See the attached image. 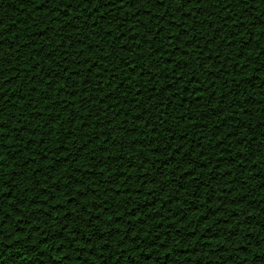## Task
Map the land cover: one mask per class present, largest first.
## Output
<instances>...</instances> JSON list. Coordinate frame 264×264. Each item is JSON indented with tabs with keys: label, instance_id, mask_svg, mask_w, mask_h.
I'll return each mask as SVG.
<instances>
[{
	"label": "trees",
	"instance_id": "16d2710c",
	"mask_svg": "<svg viewBox=\"0 0 264 264\" xmlns=\"http://www.w3.org/2000/svg\"><path fill=\"white\" fill-rule=\"evenodd\" d=\"M213 3L214 0H209V5ZM134 11L125 8L119 13L120 21L124 22L121 31L135 28L137 36L142 39L154 23L163 27L166 33L169 21L174 32L180 30L177 27L182 21L179 14L174 19L169 16L168 20L155 21L146 16L147 13H137L140 15L137 17L139 23L129 24L126 21L131 20L130 14ZM151 11L155 16L164 9ZM196 11L199 15L205 10ZM211 11L213 8L209 6L208 12ZM236 11L240 12V9ZM101 12L108 14L106 9H101ZM246 14L251 16H245L244 24L239 25L243 31L230 46L222 44L223 36L233 27L231 23L225 33L215 32L209 28L210 24L209 27H197L195 35L202 37L199 40L200 48L207 47L203 57L211 59L202 69L193 64L186 71L196 76L201 87L208 88L203 96L195 98L206 108H199L195 104L191 93L196 86L191 83L183 91V85L176 87L177 96L187 103L181 107V99H172L168 107L169 93L164 91V87L168 85L166 77L171 74L169 69L173 66L161 64L163 72L151 68L156 57L147 45L143 46L142 52L139 48L128 51L127 45L132 43L131 33L121 41L125 51L119 55H127L129 59L142 56L143 59H137V66L144 70L151 68L156 79L152 80L139 72L132 75V69L122 68L118 73L122 87L117 88L114 81L112 86L116 88L115 93L106 86L103 92L88 90V95H94L95 100L103 97L107 104L113 105V112L114 101L109 100L105 93L119 95L125 110L119 119L116 115H109L107 109L100 113L99 120L94 115L91 120L88 119V115L102 105H96L95 100L86 107L80 103L81 97L85 96L81 91V81L87 73L83 71V64L77 65L74 60L67 65L69 72L64 74L65 79L61 81L65 84L63 98L69 104H74L73 107L65 111L59 106V94L56 93L51 95L57 104L46 100L49 93L45 92V87H51L47 81L45 84L37 83L36 93L28 95L26 100L17 99L15 108L8 105L0 120L7 121L10 114H15L27 130L21 129L19 134L13 131L11 138L4 141V162L8 165L4 169L5 174L12 170L23 173L15 177V185H10L14 187L13 200L5 201L6 204L15 203L19 211V216L16 212L11 213V218L4 225L5 234L11 232L23 217L22 228L16 229L20 235L31 234L35 237L32 241L34 245L42 236L48 241L47 244L41 241L37 248V252L45 250L42 254L43 264H256L259 256L264 254V54H261L264 53V43H261L264 23L258 19L257 12ZM259 14L264 18V5H260ZM68 15L74 16L75 11ZM204 18V15L199 16V20ZM0 19H3L5 29L0 60L7 57L13 65H23L25 74L19 81L13 78L8 82L12 83L8 86L11 97L13 88L29 83L26 78L30 71L28 62L33 57L41 62L46 74L52 73L56 68L54 61L59 62V56L42 59L43 53H39L38 49L43 45L47 51L60 44L63 37L49 31L50 28L58 29L59 24H52L43 13L27 9L21 0H4L0 6ZM252 20H255L254 24L250 22ZM194 21L196 17L187 20L185 27L195 26ZM209 21L212 22L211 16ZM82 22L83 16L76 26L79 27ZM257 24L259 26L255 27ZM106 27L107 22L100 18L95 30L98 34L93 35V30L83 24L79 33H69V43L75 41L78 35L86 37L79 47L86 56L95 58V49L93 52L87 49L100 39V30ZM112 28L114 35H118L115 24ZM41 29L45 30L44 36H41ZM165 33H161V36ZM217 34L221 40L215 44H205L206 39L215 38ZM26 41L32 43L31 48L23 47L17 53L11 47L15 43L19 48ZM103 43L110 45L111 38H105ZM107 51H112L111 47ZM169 51L172 50L165 49L166 53ZM183 51L181 46L180 51L170 58L177 61L190 59L193 49H187L188 56H183ZM217 52L220 53L219 57ZM17 55L19 60L16 59ZM113 63L123 62L114 60ZM49 65L52 67L49 68ZM212 65H223V71H218ZM0 66L8 75H12L9 71L11 65L3 63ZM77 67L81 68L80 74H74ZM126 73L131 77V83L127 82ZM69 76L71 79H68ZM39 79L37 76L36 80ZM209 80L214 81V89L209 86ZM136 86L144 93L143 96L136 93ZM153 86L157 91L152 93L154 99L148 100L149 90ZM56 87H59V83ZM73 88L77 90L75 101L69 95ZM125 91L131 93L127 98ZM209 92L214 94L210 96ZM27 100L31 101L32 106L20 114L19 109L27 107ZM132 100L137 101L135 106L130 102ZM157 101L163 103L158 112L155 109ZM221 102L228 110L218 116L216 113L222 109L217 105ZM149 105L152 110L135 121L132 118L135 113L129 114L127 111L135 107L136 112L143 113L149 109ZM46 107L55 108V111L50 114ZM57 114L60 119H55ZM154 115L162 116L163 122L152 119ZM75 116L82 117V120L77 119L75 125L67 122ZM54 119L53 124L51 121ZM109 119L111 124L108 123ZM9 123L14 129L19 128L15 120ZM85 124L89 126L84 127ZM148 124H151V128ZM114 126L118 130L114 131ZM81 127L84 131H77ZM47 132L51 135H46ZM69 132L74 135L66 141ZM249 133H254L255 143H237L241 136ZM18 140L22 143H18ZM85 141H88L87 146ZM218 142L222 146H218ZM24 143L30 144V148L17 154V149L23 148ZM57 144L60 146L57 147ZM169 144L173 149L179 144L184 151L177 155L179 149L171 151L167 147ZM101 146L106 147L107 151L101 150ZM45 147L47 158L43 155ZM65 147L70 154L67 157ZM201 151L204 152L203 156L199 155ZM253 152L254 159L251 155ZM12 156H15V160L11 159ZM103 157L108 159L102 160ZM60 158H66L67 163ZM185 159H191L193 165L185 164ZM98 162L103 163V169L97 166ZM189 167L193 175H189ZM53 168L57 170L53 171ZM86 173L91 175V179ZM0 191L6 194V189L0 188ZM7 195L11 196V193ZM17 196L23 202H16ZM37 208L39 211H35ZM10 211L9 207H4L5 214ZM64 213H68L67 217ZM97 214L99 219H96ZM33 216L36 218L32 219ZM29 220L31 223H28ZM233 229L239 235L233 233ZM53 243L60 244L63 251L62 248L52 249ZM17 252L22 254L19 259L15 258ZM76 252L79 253L78 257ZM16 255L18 257L19 254ZM36 256L37 253L28 252L25 246L4 252L7 264H37Z\"/></svg>",
	"mask_w": 264,
	"mask_h": 264
},
{
	"label": "snow or ice",
	"instance_id": "6c2138e0",
	"mask_svg": "<svg viewBox=\"0 0 264 264\" xmlns=\"http://www.w3.org/2000/svg\"><path fill=\"white\" fill-rule=\"evenodd\" d=\"M4 0H0V6L3 5ZM21 3L23 5L27 6V9H31L34 12L43 13L44 16L52 23V24H59L60 27L58 29H49V31L57 32L59 36L63 37L61 39L60 44L56 45L53 48L45 50L44 46H39L38 52L43 53L42 59H52L54 56H59V62H55L56 68L52 71L50 75L46 74V70L42 67L40 61H35V58L33 57L31 60H29V69L30 71L27 74V80L29 83L27 84H21L20 86L13 88L12 92L14 93L11 97L9 96V89L8 86L12 83H8L13 78L15 80L19 81L22 76H24L23 72V65H20V67H17L16 65L12 64V61L9 60L7 57H4L2 60H0V64L7 63L11 65L9 71L12 73V75H8L4 68L0 66V115L3 114V112L7 111L8 105H11L13 108H15V101L17 99L19 100H26L28 95L35 94L37 91V83L39 84H45V81H47L48 85H51L50 89L48 87H45V92L49 93L46 95V100H51L52 103L55 105L57 104V100L53 99L51 93H56L58 95L59 99V106L63 107L65 111L68 110V108L73 107L74 104H69L68 100L63 98V91L65 88V84L61 83L65 79V75L69 72V69L67 65L70 61H73L77 64H83V71L87 73L81 81L82 89L85 93L84 97H81L80 103L85 105V107L88 104H92L95 100V96L88 95L89 88L92 89L93 93L96 91L103 92L104 86L111 89L112 93L116 92V88H113V82H117V88L122 87V82H120V77L118 73L121 71V69H132V75H135L136 73H141L142 75L149 76L150 79L155 80L156 75L151 72V68H155L160 72H163L164 69L161 68V64H171L173 67L169 69V72L171 73L166 77L168 81V85H172L169 87L168 85H165L164 91L169 93V104L168 107L171 106L170 101L172 99H181V104L179 106H183L184 103H187L186 100H184L182 97L177 96L176 87L183 85L181 88V91L184 90L188 86L189 83L194 84L196 86V90L191 93V95L194 98L195 104L199 108H206V105H200L199 101L195 98L198 96H203V93L205 91H208L207 87H201L199 80L196 78V76L189 75L186 71L191 65L195 64L197 68H203V65L208 63V60L211 59V57L204 58L203 53L207 51V47L200 48L199 40L202 37H197L195 35L197 27H209V24L211 25V29H213L217 33H225V30L228 28L229 23L233 25L231 29H228L227 34L223 36V44L222 46H230L231 42L235 40L236 36L240 35V33L243 31V29L239 28V25L244 24L245 16H251L246 14V12H250L251 14L253 12H257L258 19L261 21V23H264V18L260 17L259 14V7L260 5H264V0H214V3L212 5H209V0H21ZM75 5V9L73 6ZM150 6V7H145ZM211 6L213 8V11L208 12V7ZM125 8H131L135 9L134 12H132L131 20L126 21L129 24H132L133 22L139 23L137 17L140 15H136L137 13H147L146 16H148L150 19L159 21L161 19L168 20L169 16H171L173 19L175 18V15L179 14L182 17V21L177 27L180 29L179 31H173V28L171 26V21H169V27L167 29V32L165 33V29L163 27H160L158 23H154L152 25V28L148 30L146 34L143 35V38L137 36V32L135 28H129L128 31H121L124 27V22L120 21L119 13L122 12ZM101 9L108 10V14L105 15L104 12H101ZM151 9H164V11L159 12L158 15H153ZM197 9H204L205 11L201 12L199 15L197 14ZM236 9H240V12H237ZM255 9V10H253ZM63 10V11H62ZM72 11H75L74 16H69L68 14ZM64 13H67L65 15ZM84 13H88L87 15H84ZM99 13V16H96V14ZM207 13V14H206ZM145 15V14H142ZM188 16L187 19H185V16ZM204 15V20H199V16ZM83 16V22L77 27V21L79 18ZM209 16L212 17V22L209 21ZM60 17H63V19H60ZM95 17V19H94ZM193 17H196V21H199L198 24H196V21H194L193 27H185V23L187 20L192 19ZM231 17V19H229ZM100 18H103L107 22L106 29L100 30V39L95 42V44L88 47V51L93 52V49L95 51L93 52V56L95 58H89L85 55V51L79 47L81 43H83V40L86 39V37L82 38L81 35L77 36V39L75 41H71V35L69 34L71 31H76L79 33L80 27L83 26V24H87V27L93 30V35H97L98 33L95 31L98 26V21ZM15 21H13L14 23ZM207 22V23H206ZM252 24L255 23V20L250 21ZM3 19H0V48L4 47V32L5 29L3 28ZM217 23L219 24V27L217 28ZM115 24V32L118 33V35H114V31L112 28V25ZM259 26L258 24L255 26ZM11 27V26H9ZM236 29H240V31H237ZM131 33L132 37V43L127 45L128 51H132L134 48H139L141 52L143 51V46L147 45L148 48L152 50V54L156 57V62L151 65V68H148V70H144L143 68H139L137 66V59H143L142 56L137 57V59H129L127 55L120 56L119 53L125 51V45L121 44V41L125 40V38ZM161 33H165L163 36H161ZM41 36L45 35V30L41 29ZM188 37L187 40L184 39V37ZM105 38H111V44L103 43ZM16 39H19V36H16ZM221 40V36L217 34L215 38H208L205 40V44H215L216 41ZM261 43H264V28L261 29ZM184 48L183 56H188L187 49L191 48L193 49V54L190 59L188 60H180L177 61L175 59H171L170 57H173L176 51H180V47ZM12 49L19 52L20 49L23 47H32V43H29L26 41L23 45H20L19 48L15 43L12 44ZM111 47L112 51H107V49ZM165 49H169L172 51L165 52ZM264 54V53H261ZM220 53L217 52V57H219ZM239 56L240 54L237 53ZM243 58V57H241ZM17 60H19V56L16 57ZM227 57L225 58L227 62ZM120 61L123 63H113V61ZM202 60V62H201ZM111 64V67L109 66ZM95 65V67H94ZM103 65V67H101ZM237 67L244 68L245 65H236ZM52 66L49 65V68ZM212 67L217 68L218 71H223L224 66L223 65H212ZM81 68L77 67L74 70V74H80ZM40 77L39 81L36 80V77ZM91 77V78H90ZM127 82L131 83V77L127 76L126 73ZM68 79H71V76L68 77ZM59 83V87H56V84ZM209 86L211 88H215L214 81L209 80L208 82ZM136 93L143 96L144 93L141 92L139 86H136L135 88ZM157 89L153 86L149 90V94L147 96L148 100L154 99L152 93L156 92ZM72 93H75V95H72ZM213 92H209V95H213ZM231 95V92L228 93ZM69 95L73 98V101H75V98L77 96V90L76 88H73ZM131 93L128 91L124 92L125 98H127ZM105 96L108 97L109 100L114 101L115 104V111L113 112V105L107 104L103 97H101L99 100H95L96 105H102L95 110L92 111L91 115H88V119L91 120L92 116H96L97 120H99L100 113L105 112V110H108L109 115H116L117 119H119L120 116L124 115V109L121 106V101L119 98V95L113 96L111 93H105ZM134 106L136 105L137 101L132 100L130 101ZM31 101L27 100V107H23L19 109L20 114H23L24 112L28 111V108L31 107ZM163 106L162 101H157L155 105V109L157 112L159 109ZM220 109H222L221 112H217L216 115L220 116L222 115L223 111H226L228 109L224 108L223 102L217 105ZM46 111L51 112L55 111V108L48 109L45 108ZM152 110V106L149 105V109L145 110L143 113L136 112L135 107L128 109V113L132 114L135 113V115L132 117L135 121L138 117L142 118L143 115H147L148 111ZM87 115V112L85 113ZM184 115V114H182ZM55 119H60L59 114L56 115ZM55 119L51 121V123H55ZM77 119H81L80 116H75L68 120L67 122L70 124L75 125ZM152 119H160L163 122L162 116L154 115ZM207 119V118H206ZM227 119V118H225ZM15 120L19 124V128H13V126L9 123V121ZM83 122V121H82ZM108 123L111 124V119L108 120ZM4 125H7V127H4ZM89 125L85 124L84 127H88ZM103 126V125H101ZM135 126V125H133ZM149 128H151V124L147 125ZM262 127H264V124H262ZM26 129V126L17 119V116L15 114L9 115V120H0V188L6 189V194L3 191H0V197H3L4 199H0V264H7L6 260L4 259V252L8 251L11 252L12 248H17L21 246H25L27 251L30 253H37L36 260L37 264H43V255L45 250L41 249L40 252H37V248L40 246L41 241H45L44 244H47L48 241L41 237L40 240H36L35 245L32 243L33 240H35V237L31 236V234L27 236L20 235V232H17L16 229L22 228V224L24 223V218L21 217L20 220L13 226V229L11 232L5 234L4 232V225L7 223V221L11 218V213L16 212V214L19 216V211L16 207L15 203L6 204L5 201H11L13 200L12 193L14 191V187H11L10 185H15V177L17 175H22V172H17L16 170H12L10 173L5 174L4 169L8 167V165L4 162L5 161V146L4 141L11 138V134L13 131H15L17 134H19L20 130ZM113 130H118L113 128ZM77 131H84V128L81 127L77 129ZM69 133H71L69 135ZM65 140H71L73 138L74 133L69 132ZM46 135H51L50 132L45 133ZM237 135H239L237 133ZM99 139V137H96ZM59 138H57L58 140ZM107 140L108 137H105ZM18 143H22V141H17ZM34 142V141H33ZM255 143L254 141V133H249L246 136H241L237 143L240 145H244L246 143ZM163 143V141H162ZM88 141H85V146H87ZM103 145V141H102ZM60 145L57 144V147ZM218 146L220 145V142H218ZM169 150L176 151V149H179V151L176 152L177 155H180L184 148L181 145H176V149H173L172 146L169 144L167 145ZM199 147V145H198ZM249 147H251V144H249ZM30 148V144L24 143L23 148L17 149V154H20L24 149ZM64 152L66 154V157L70 154L68 153L67 148H64ZM101 150L107 151L106 147L101 146ZM44 158H47L48 152L46 147L43 150ZM199 155L203 156L204 152L201 151ZM252 158H255V153L253 152ZM12 160H15V156L11 157ZM64 159V162L67 163L66 158H60ZM108 157H103L102 160H107ZM32 162H35L34 160ZM184 163L187 165H193V161L191 159H185ZM211 163V162H210ZM243 163V161H241ZM60 166H63L62 164ZM98 167L103 169V163L98 162ZM213 167H215V164H213ZM53 171H56V168L52 169ZM110 171V169H108ZM189 175H193L192 168H188ZM230 174V173H229ZM7 175V178H5ZM85 175L88 176V179H91V175L86 173ZM181 175H183V172H181ZM31 178V177H29ZM47 179V178H46ZM46 182V181H45ZM67 186V185H66ZM75 185H73L74 187ZM87 191V189H85ZM11 193V196H8L7 194ZM46 195V194H45ZM16 202H23L22 198L20 196L15 197ZM7 206L11 209V211L8 214L4 213V207ZM35 211H39V209H35ZM216 213H213L215 215ZM68 213H64V216L67 217ZM7 217V220H6ZM36 217L33 216L32 219H35ZM91 219V217H89ZM96 219H99V214H97ZM226 219V218H225ZM233 219H237L236 217H233ZM23 221V223H21ZM28 223H31V220L28 221ZM88 226V225H86ZM38 230V229H34ZM68 228L65 226V231H67ZM233 233L239 235V233H236V230L233 229ZM16 237L15 240H13V237ZM73 239H75V236H73ZM5 240L7 243H5ZM11 246V247H9ZM120 247V245H117ZM52 249L56 248H62L60 244H52ZM30 250V251H29ZM133 250H135V247H133ZM63 251V248H62ZM16 254H19L18 257ZM15 254V258L19 259L22 257V254L17 252ZM43 254V255H42ZM77 257L79 256V253H75ZM66 257H68V254H65ZM259 260H256V264H264V254H261ZM70 258V257H69ZM114 259L117 257H113ZM60 259H65V257H60ZM246 264V262H245Z\"/></svg>",
	"mask_w": 264,
	"mask_h": 264
}]
</instances>
